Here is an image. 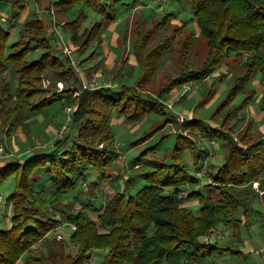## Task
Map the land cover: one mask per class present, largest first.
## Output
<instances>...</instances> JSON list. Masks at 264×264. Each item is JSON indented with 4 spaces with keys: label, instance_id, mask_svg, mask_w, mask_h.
Listing matches in <instances>:
<instances>
[{
    "label": "trees",
    "instance_id": "1",
    "mask_svg": "<svg viewBox=\"0 0 264 264\" xmlns=\"http://www.w3.org/2000/svg\"><path fill=\"white\" fill-rule=\"evenodd\" d=\"M27 1L0 0L11 4L17 13ZM137 1L57 0L54 4L61 15L81 5L66 25L72 40L87 50L94 43L102 44L105 22L116 20L119 4L129 6V2ZM176 1L192 9L200 36L207 44V55L200 65L192 66L190 60L195 33L186 24L172 21L174 13L169 12L155 23L169 31L160 41L152 44L153 30L143 26L132 41L141 67L134 84L102 85L84 89L78 96L73 95L72 86L83 85L81 73L71 64L60 42L53 47L49 25L43 18H28L14 42L10 30L0 23V104L4 107L6 136H11L17 125L25 127L28 113L41 112L59 100L64 107L72 108L73 128L50 148L28 156L24 162L0 166V182L14 173L17 178V188L7 198L13 209L12 226L0 228V264H17L22 258L25 264H89L97 249L106 251L99 264H207L228 253L245 256L237 240L212 242L209 237L221 225L238 228V214L241 212L246 220L254 212L253 201L264 190V136L255 134L253 121L240 136L235 135L231 125L234 117L255 100L257 90L248 83L257 72L262 75L260 109L264 112V0ZM84 6L101 12L106 21L83 29L87 18ZM179 42L182 47L178 49ZM175 46L179 50L178 73L167 85L149 89L164 56ZM37 47L43 52L30 59ZM94 54L96 50L86 59ZM226 63H238L241 69L232 76L234 84L217 109L220 115L224 113L220 127L194 117L182 124L183 129H198L201 136L221 140L226 149L223 164L210 173L209 193L189 192V198L199 201L200 213L183 205V195L187 187L196 188L201 182L197 172L205 150L197 148L199 137L179 134L171 160L151 158L144 162L150 169L140 173L145 183L138 191L132 192V178H127L124 188L115 191L105 204L98 206L89 198L83 202V210L62 209L64 219L76 226L71 235L76 253H69L64 241L54 234L62 223L56 205L67 204L69 192L84 181L91 168L103 176L119 158L111 124L113 113L129 120H139L151 112L166 114L163 99L176 87L202 81ZM9 66L16 75L14 91L11 82L2 76ZM218 78L223 80L225 76ZM45 79H51L47 87ZM58 81L65 83L63 90H58ZM241 93L246 96L236 103ZM13 98L19 102L5 109ZM169 120L178 121L176 116ZM187 150L192 153L196 170L184 158ZM141 160L138 156L135 163ZM43 179L50 180L54 189L49 191ZM255 182L259 190L254 186L242 188ZM91 211L98 212L96 219L89 214Z\"/></svg>",
    "mask_w": 264,
    "mask_h": 264
},
{
    "label": "rangeland",
    "instance_id": "2",
    "mask_svg": "<svg viewBox=\"0 0 264 264\" xmlns=\"http://www.w3.org/2000/svg\"><path fill=\"white\" fill-rule=\"evenodd\" d=\"M55 1L57 0H53L51 9H48L46 5H50V3L46 4L43 0H41V2L40 0H28L27 7L30 13L28 17L32 18L37 15L47 22L49 25L48 34L51 36L53 47H57L59 42L71 43L73 45L75 51L74 57H76L80 65L79 70L83 78V85L89 82L94 83V85H89L90 87H85L83 85L81 87L72 86L74 96L80 95L84 89H94L102 85L119 86L122 83L134 84L140 74L141 67L135 58L132 41L136 38L138 29L141 26L145 27L147 30H153L152 44L160 41L169 31L164 26H158L155 25V23L158 20L161 21L163 16L169 12L174 13L172 21L178 24H186L188 29L195 33L192 39L193 43L190 55L192 66L200 65L206 58L208 50L207 44L200 36V29L194 18V12L189 6L184 4L180 5L176 0H138L136 4L129 2V6L123 3L119 4L116 20L105 22L103 30L104 40L102 44L96 45V43H94L87 50L80 49L72 40L71 32L66 25V21L73 17V14L81 5L77 4L73 10L69 11L67 14L61 15L55 9ZM0 6V9L4 13V15H0V23H4L6 28H10V30L13 31L11 42H14L20 36V29L24 21L27 20V13L19 15L21 12L17 13L19 11L16 10V12L13 10L12 5L9 3H3L0 4ZM84 7L87 18L83 22V29L85 27H91L97 21H106L101 12L89 6ZM52 9H55V14H52ZM1 16H8L6 20L7 23L1 20ZM53 17L59 24V32L63 37L62 39L59 37L56 30L53 29L54 25L51 23ZM50 30H54L55 33L52 34ZM181 47L179 42L178 49ZM176 48L175 46L173 51H168L164 56L157 74L149 85V89L157 90L167 85L178 73L179 64L176 53H178L179 50L177 51ZM93 50H96V54H94L91 59H86ZM42 52V47H37L29 55V58L36 59ZM240 69L238 63H232L230 65L226 63L202 81L191 83L188 86H186V84H188L186 83L176 87L173 92L163 99V102L167 105L165 109L166 114L151 112L139 120H129L117 113H113L111 124L115 134V148L120 155L110 168V173L107 174L109 169H106L105 175L102 176L96 168H91V170H93L87 175L84 181L79 182L76 188L69 192L70 195L75 193V196L70 197L71 200H69L66 205H56V209L58 210L57 217L62 220V223L54 234L57 237L59 235L62 236V238H58L64 241L69 253H76V246L71 241V235L74 229L67 224L68 222L63 217L64 213L62 209L64 208V212L83 210V202L89 198L91 202H94L96 205H102L107 199V192L104 190V186L108 184L110 187L114 188L115 191L122 190L124 188V183L128 181L127 177L132 178V192L138 191L145 183L140 173L150 169L144 162L151 158L157 160H171L179 134H186L196 138L199 137L197 148L201 150V143L208 148L209 152L210 150L212 151V154L204 152V159L200 164L201 167L204 165L202 169H205L201 178L203 183L200 184L199 188L187 187L183 195V204L188 203L196 214L200 213L201 205L199 201L189 198V192L195 190L203 194L209 193L207 187L208 183L211 181L210 173L216 172L219 166L223 164L224 160L222 159L223 155L224 157L226 155V149L221 140H213L208 137H205L204 140L202 138L204 136L199 135L200 131L198 129H183L182 124L185 122L186 118L194 117L208 120L211 124L220 127L222 115H224V113L220 115L217 109L234 84V78L232 76L240 72ZM220 75H224L225 78L219 80L218 77H220ZM87 76L89 78H87ZM3 77L11 82L13 88H16L17 80L15 79V73L13 77V73L7 70L3 73ZM213 80L215 82H213ZM45 81L46 82L43 81L44 86H49L51 79H45ZM60 82L63 83V85H59ZM57 85L58 90L61 88V90H63L65 88V83L62 81H58ZM248 86L250 88L261 89L263 82L260 72L254 75L249 81ZM76 91H79L78 94H76ZM259 95L260 92H258L256 97H259ZM245 96V94H239L235 102L241 103ZM17 102H19V100L16 98L7 101L5 109L15 106ZM257 106L258 109H260V102ZM3 110L4 107L0 104L1 118L4 117ZM47 110L48 113H36L38 122L47 123L49 122V116L53 117V119L56 117L58 119L57 126L60 128V131L58 130L60 134L58 138L72 131L73 128L70 123L71 111L68 110V106H63L61 100L56 101L54 105L48 107ZM260 111L262 110L260 109ZM248 112L250 113V111ZM246 115L245 111H243L239 115H236L231 122L232 129L236 136H240L243 129L246 127ZM172 116H176L178 121L169 120ZM180 117L184 118V120L182 121ZM118 118H123V122L115 120ZM252 119L254 121L253 128L256 132L255 134L263 136L264 116H260L259 119V117L253 115ZM26 120L27 118L24 120L25 127L23 125L16 126V130H19V134H23L24 136L27 135ZM45 134L49 138L53 136L51 131H45ZM5 136V130L1 128L0 142ZM20 144L22 147L27 146L23 142ZM138 156L142 158L139 164H144L141 168H139V164L135 163ZM184 158L186 161L191 162L193 169L196 170L198 168L193 164L191 151L187 150L184 154ZM251 186L259 190L258 182L244 184L242 188L247 189ZM16 188V173L9 175L4 181L0 182V195L2 196V201L0 202L1 225H7V220L12 218L11 215L13 211L11 210L10 204L7 202V198ZM262 192H264V190H260V198L258 197L253 201L252 205L254 212L246 220L243 219L241 212L238 214V218L241 219L238 228L227 226L229 229H222L221 225L209 237L212 242L237 240L241 247L247 251L245 256L239 257L228 253L225 254V256L216 258V260L207 261V264H264V193ZM112 194L108 196L111 197ZM96 213L98 212L91 211L89 214L96 219L98 215ZM105 253L106 251L104 249L94 250L89 264H99L103 260Z\"/></svg>",
    "mask_w": 264,
    "mask_h": 264
},
{
    "label": "crops",
    "instance_id": "3",
    "mask_svg": "<svg viewBox=\"0 0 264 264\" xmlns=\"http://www.w3.org/2000/svg\"><path fill=\"white\" fill-rule=\"evenodd\" d=\"M43 1L46 2V4L47 3L52 4V2H53V0H43ZM40 2H41V0H40ZM0 4H3V3H0ZM0 8H1V6H0ZM26 13H27V19L30 18V17H28L30 13H29V9H28L27 6L21 11V13L19 15L26 14ZM44 14H45V12H44ZM0 15H4V13H3V11L1 9H0ZM2 18H3V16H1V20H2ZM4 22H6V21H4ZM2 25H4V23ZM21 28H22V26H21ZM7 29L10 30V28H7ZM53 29H54V27H53ZM58 30H59V26H58ZM10 32H11V34H13L12 33L13 32L12 30H10ZM7 70H10L13 73V77H14V72H13L12 66H9L5 71H7ZM2 76H3V73H2ZM87 78H89V77L87 76ZM15 79H16V75H15ZM196 82H190V83L186 84V86H188L191 83H196ZM16 84H17V81H16ZM11 87H12V84H11ZM15 89L16 88H13L12 87V90L13 91ZM256 90H257V95H258V92H260L259 97L257 96L256 99H255V101L253 103H251L244 110L245 113L247 114L246 115V120H245V124L246 125L250 121H253V119H252V116L253 115L256 116V117H259V119H260V116H264V112L263 111H260V109H258V106H257L258 103L261 100L263 86L261 87V89H256ZM47 111L48 110L45 109V110H43L41 112H36V113H43L44 114V113H48ZM248 111H250V113ZM36 113H28L27 114V117H26L27 118V120H26V123H27V127H26L27 128V135L24 136L22 134L23 135L22 136L21 134H19V132H18L19 130H16L15 129V131L13 132V134L11 136H9V137L8 136H5V137H3L1 139V142L2 143L0 142V145L3 144L5 146V148H6L7 151H6V153L4 155H1L0 156V166L6 165L9 162H13V161H22V162H24L28 156H30V155H32L34 153L43 151L45 149L50 148L51 145L53 144V142L60 138V137L58 138V136L60 135L59 134L60 128H58V126H57L58 119L56 117H55V119H53V117H50L49 116V122H47V123L46 122L41 123V122H38V118L36 117ZM122 119L121 118H118V119H115V120L118 121V122H123ZM253 123H254V121H253ZM2 125H3V118H1V116H0V129L1 128H4V126H2ZM31 129H32V131H31ZM21 131H22V128H21ZM45 131H51V134L53 136H51V138L47 137L46 134H45ZM253 131L255 132L254 128H253ZM21 142L25 143V145H27V146L22 147V145L20 144ZM19 144H20V146H19ZM16 152H17V155H16ZM222 160H224V155H223V159ZM189 163H191V162H189ZM139 165H141V164H139ZM203 167H204V165H203ZM110 168H108L109 170L107 169L108 170L107 174L110 173ZM92 170H90L89 173ZM105 173H106V171H105ZM127 178H129V177H127ZM43 181H45V184L47 186V189H49V191L54 189V185H53V183L50 180L43 179ZM202 183L203 182L201 181L200 184H202ZM200 184L197 185L196 188H199L200 187ZM104 190L107 192V199H106V201H107L108 198H109L108 195L114 193L115 192V189L112 188V187H110L108 184H106L104 186ZM73 194L70 195V197H74L75 196V193H73ZM69 200H71V198ZM106 201L104 202V204L106 203ZM183 205H186V206H189V207L191 206L188 203L187 204H183ZM10 207H11V210L13 211L11 204H10ZM12 215H13V212H12ZM11 226H12V218L9 219V220H7V225L6 224L5 225H1V223H0V228H2V229H9ZM221 227H222V229H229L225 225H222ZM225 235H227V234H225ZM244 252H247V251L244 250ZM17 264H25L24 263V259L23 258L20 259L17 262Z\"/></svg>",
    "mask_w": 264,
    "mask_h": 264
},
{
    "label": "built area",
    "instance_id": "4",
    "mask_svg": "<svg viewBox=\"0 0 264 264\" xmlns=\"http://www.w3.org/2000/svg\"><path fill=\"white\" fill-rule=\"evenodd\" d=\"M52 14H55V9H52ZM7 20V17H5V16H3V18H2V21H6ZM51 23L54 25L53 27H54V29L56 30V32L58 33V35H59V37L62 39L63 37H62V35L60 34V32H59V30H58V26H59V24L57 23V20L53 17L52 19H51ZM61 45H62V48H63V51L70 57V60H71V64L81 73V71L79 70V64H78V62H77V60H76V57H74V53H75V51H74V48H73V45L71 44V43H65V42H61ZM44 82H46L45 80H44ZM50 83V82H49ZM59 85H63V83H59ZM89 85H94V83H84V85L83 86H85V87H90ZM60 87V86H59ZM62 89V88H61ZM60 89V90H61ZM78 92L79 91H76V94H78ZM71 107H68V110L69 111H71ZM181 117H183V116H181ZM180 117V119L183 121L184 120V118H181ZM71 119V118H70ZM204 140H205V137H202ZM199 144V143H198ZM200 146H201V150L202 151H204L205 150V152L208 154V153H210V154H212V151L210 150V152H209V150H208V148L206 147V146H204L203 144H201L200 143ZM6 153V148H5V146L3 145V144H1L0 145V156L1 155H4ZM203 168V167H202ZM200 169L198 172H197V175L198 176H200V177H202L203 176V171H205V169ZM262 193H264V192H262ZM2 201V196L0 195V202ZM59 218V217H58ZM71 228H73V229H75L76 228V226L74 225V224H72V223H67ZM59 238H62V236L61 235H59L58 236Z\"/></svg>",
    "mask_w": 264,
    "mask_h": 264
}]
</instances>
